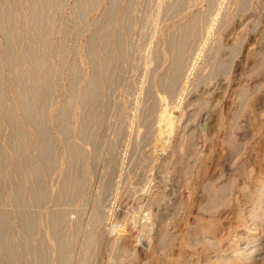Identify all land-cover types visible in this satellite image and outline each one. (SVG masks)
Wrapping results in <instances>:
<instances>
[{
  "label": "rangeland",
  "instance_id": "obj_1",
  "mask_svg": "<svg viewBox=\"0 0 264 264\" xmlns=\"http://www.w3.org/2000/svg\"><path fill=\"white\" fill-rule=\"evenodd\" d=\"M262 174L264 0H0V264L217 262Z\"/></svg>",
  "mask_w": 264,
  "mask_h": 264
},
{
  "label": "bare ground",
  "instance_id": "obj_2",
  "mask_svg": "<svg viewBox=\"0 0 264 264\" xmlns=\"http://www.w3.org/2000/svg\"><path fill=\"white\" fill-rule=\"evenodd\" d=\"M263 175L264 174H262V176ZM240 189H242L240 190L242 192V196L248 198V200L252 204L254 203L255 205H257V210L261 212V214L260 215L257 214L258 216L254 218V216H252V212L254 210H250V212H248L249 214L246 217V219L245 220L243 219L241 221L242 224H239L242 227L245 226L244 229L246 230V232L241 233L239 236L234 237L236 238L235 245H230V246L225 245V247L221 250L223 251V254H222V257L219 258V261L214 262V261L206 259L207 264H264V229H263L264 227V224H263V221H264V182L257 185L256 195L252 197L251 199H249L250 193L246 191V186H242V188ZM230 193L231 191L229 192V194ZM241 209L244 210V208H241ZM256 218L260 220V225L257 224V222L256 223L254 222ZM249 221H251V223L248 225ZM254 225L255 226L259 225L260 227L259 229H262L257 234H255L254 232L255 230ZM251 231H253V234H251ZM195 264H203V262L201 263L200 261H196Z\"/></svg>",
  "mask_w": 264,
  "mask_h": 264
}]
</instances>
